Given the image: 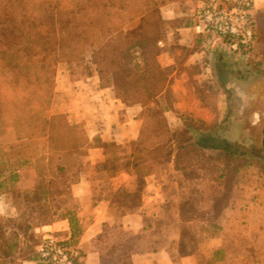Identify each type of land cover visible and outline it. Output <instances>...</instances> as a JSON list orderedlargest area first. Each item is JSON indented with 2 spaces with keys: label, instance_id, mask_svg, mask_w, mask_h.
<instances>
[{
  "label": "crops",
  "instance_id": "1",
  "mask_svg": "<svg viewBox=\"0 0 264 264\" xmlns=\"http://www.w3.org/2000/svg\"><path fill=\"white\" fill-rule=\"evenodd\" d=\"M257 1L264 5V0ZM160 4L167 29L158 62L170 72L176 103L166 118L177 131L185 127L178 113L203 121L198 111L182 107L179 89L187 88L203 110L188 73L202 68L206 54L194 29L200 0ZM74 85L72 90L56 87L38 138L22 139L15 128L0 135V216L13 224L3 242L7 252L0 249V264H41L33 250L34 259L18 251L32 227L51 228L60 240L79 247L80 264H202L203 258L213 262L218 250L225 252V232L234 210L226 207L216 222L193 218L203 209L204 178L184 175L170 157L164 163L167 168L161 165L159 174L143 177L140 184L132 143L141 137L144 107L117 99L111 89L101 87L98 76ZM60 115L70 129L65 138H53L50 120ZM194 196L199 205L193 204ZM196 223L201 227L190 239L184 227Z\"/></svg>",
  "mask_w": 264,
  "mask_h": 264
},
{
  "label": "trees",
  "instance_id": "2",
  "mask_svg": "<svg viewBox=\"0 0 264 264\" xmlns=\"http://www.w3.org/2000/svg\"><path fill=\"white\" fill-rule=\"evenodd\" d=\"M136 20L139 26L126 31ZM165 24L157 0H0V135L15 128L22 139L38 138L43 105L55 95L59 64L81 60L91 46L101 87L111 89L127 105L144 107L141 137L132 143L140 184L143 177L159 174L156 159L167 139L172 138L169 144L176 143L173 137L179 131L199 133L196 128H217V124L208 125L179 113L185 127L177 131L170 127L166 112L173 109L176 99L170 89V75L158 62L162 53L158 43ZM161 96L165 105L157 104V111L149 112L148 105ZM66 128L70 129L64 116L50 120L53 138H65ZM78 140L81 145L85 143L82 134ZM195 140L175 147L223 151L233 163L230 185L235 195L229 206L234 213L228 229L238 219L249 218L252 203L264 207L262 158L234 149L233 142L221 139L216 132L210 136L198 134ZM226 173L221 174L223 183ZM0 222V249L5 252L1 235L12 221L0 216ZM216 258L213 262L203 258L201 262H223V249L218 250Z\"/></svg>",
  "mask_w": 264,
  "mask_h": 264
},
{
  "label": "rangeland",
  "instance_id": "3",
  "mask_svg": "<svg viewBox=\"0 0 264 264\" xmlns=\"http://www.w3.org/2000/svg\"><path fill=\"white\" fill-rule=\"evenodd\" d=\"M157 1L161 2V0ZM139 24V20L130 23L127 27L131 29L128 30L137 28ZM251 24L256 33V39L253 45L244 52H232L226 46L225 40L218 38L212 32L205 33L201 36V40H198V46L205 47L204 50L206 51L201 60L202 68L201 66L195 67L188 70V73L192 78L194 94L200 101L203 100L201 102L203 110L198 109V103L194 101L190 91L183 87L179 88L181 105L185 109L198 111L203 117L202 122L208 125L217 124V128L214 130L205 127L196 128L197 131L200 130L199 133L192 129L177 132L173 137L176 143L169 144V140L172 141V138L167 139L161 145L159 157L156 159L159 165V173L161 165H164L170 157H174L176 169L184 175L194 179L204 178L205 201L203 200V207H201L203 209H197L193 214V218H197V220L205 219L209 222H216L221 216L222 210L230 205L235 195L230 185L231 165L233 163L227 157V153L223 151L180 150L175 147L177 144L188 140L196 142L195 138H198V134L210 136L216 132V135H219L221 139L233 142L234 149L241 150L247 156L262 158L264 5H261L257 0L251 10ZM166 29L167 26H163L162 35ZM93 49L90 46L82 59L77 62L59 64L56 87L62 86V88L72 90L75 86L74 82L98 76L96 66L92 63L91 58ZM167 73L170 75L169 71ZM200 73L204 74L201 80L193 78ZM52 102L53 99L46 101L43 105L39 135L44 130L43 124L46 121V116L50 114ZM164 103L163 99H158L150 103L147 110L155 112L157 111V104L164 106ZM163 168H167V166L164 165ZM222 173H226V183L222 182ZM194 198L193 204L199 205L200 199L196 200V196ZM251 206H255V209L250 210L249 218L238 219L237 222L233 223L235 225L233 228L226 230V259L217 264H264V207L256 203H252ZM169 221V219L165 220V222ZM12 226L13 224L6 226L5 230L2 231L1 236L4 240H7L6 233L8 234ZM200 227V223L188 224L184 227L186 230L184 232L192 239ZM47 230L52 229H35L33 227L31 230L27 229L26 241L23 242L25 244L18 246L21 256L34 259L32 258L34 255L30 256V249L33 250V254H37V247L42 242L44 232ZM30 231L31 233H29ZM5 250L7 252L8 249ZM16 264H21V262L18 261Z\"/></svg>",
  "mask_w": 264,
  "mask_h": 264
},
{
  "label": "built area",
  "instance_id": "4",
  "mask_svg": "<svg viewBox=\"0 0 264 264\" xmlns=\"http://www.w3.org/2000/svg\"><path fill=\"white\" fill-rule=\"evenodd\" d=\"M256 0H200L197 23L194 25L200 36L215 33L225 40L232 52H244L256 39L251 24V10ZM163 46V42L158 43ZM41 264H80L83 258L79 247L58 239L52 230L44 232L37 247Z\"/></svg>",
  "mask_w": 264,
  "mask_h": 264
},
{
  "label": "water",
  "instance_id": "5",
  "mask_svg": "<svg viewBox=\"0 0 264 264\" xmlns=\"http://www.w3.org/2000/svg\"><path fill=\"white\" fill-rule=\"evenodd\" d=\"M261 147H262V159H263V162H264V127H263V130H262Z\"/></svg>",
  "mask_w": 264,
  "mask_h": 264
}]
</instances>
